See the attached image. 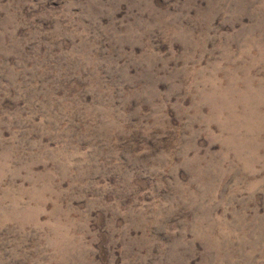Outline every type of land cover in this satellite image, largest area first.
Here are the masks:
<instances>
[{
	"label": "rangeland",
	"instance_id": "1",
	"mask_svg": "<svg viewBox=\"0 0 264 264\" xmlns=\"http://www.w3.org/2000/svg\"><path fill=\"white\" fill-rule=\"evenodd\" d=\"M0 264H264V0H0Z\"/></svg>",
	"mask_w": 264,
	"mask_h": 264
}]
</instances>
